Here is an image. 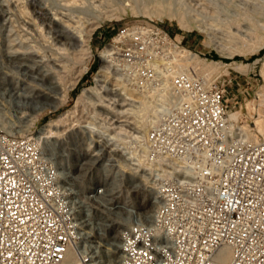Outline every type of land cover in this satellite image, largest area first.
<instances>
[{
	"label": "built area",
	"instance_id": "obj_1",
	"mask_svg": "<svg viewBox=\"0 0 264 264\" xmlns=\"http://www.w3.org/2000/svg\"><path fill=\"white\" fill-rule=\"evenodd\" d=\"M173 45L184 46L162 26L144 23L125 25L103 47L111 49L107 64L115 77L142 91L168 84L175 99L148 129L136 127L133 101L123 91L79 121L123 139H103L102 147L92 137L80 141L78 172L84 184L95 180L85 203L45 154L43 127L17 123L10 88H0V264H62L71 251L79 264H106L113 254L117 264H264V136L231 119L232 80L210 83L176 71ZM99 66L96 75L101 57ZM94 97L73 117H83ZM113 179L120 181L116 188ZM108 197L121 203L112 213L100 204ZM151 204V214L138 210ZM100 213L117 227L115 253L101 243L94 223ZM118 213L132 221L121 222Z\"/></svg>",
	"mask_w": 264,
	"mask_h": 264
},
{
	"label": "bare ground",
	"instance_id": "obj_2",
	"mask_svg": "<svg viewBox=\"0 0 264 264\" xmlns=\"http://www.w3.org/2000/svg\"><path fill=\"white\" fill-rule=\"evenodd\" d=\"M31 1H33V4L38 7L36 12L37 14L39 13L40 17L47 26V35L45 33L44 34L46 36L44 34L43 35L46 38L45 42H47V46L49 47V49H47L49 51H46L47 54H43L45 61L41 62L44 63L45 69L46 67L49 69L42 71L40 75V82L42 81V84L47 83L52 90L60 89L63 91L61 104L67 101L70 91L75 89L77 86V80L82 76V74L88 71V66L84 65L85 67L80 71V76L77 77V80L72 84V88L69 91H66V89L63 88V74L67 71H71L75 65L77 66L78 63L83 62L85 58H88L93 54L92 37L94 30L97 28V25L100 24L101 19L108 17L112 18V16L115 17L116 15V13H111L113 11L105 10V6L110 4V1H112V3H122L124 8H122V10L126 11L127 9H131V12L133 11L136 14L144 13L151 17H158L161 19L164 17L176 18L184 29L189 31L196 28L199 32L204 33L208 38L207 47H214L221 54L228 55L230 58H234L236 55H254L264 50V0H260L262 5L260 7L261 19L259 21L256 19V14L259 13H257L255 9V2L251 0H233L232 4L235 8L232 10L229 8V13L225 19H223L224 16L221 19L220 15L222 13L219 10L220 7L218 0H60L64 3H60L61 6L59 8H61V10H58L59 12L52 11V8L48 7V5L50 6V3L47 4V0ZM177 4L182 7H177ZM187 5L189 6L188 11L183 7ZM109 6H107V8ZM223 9H225V7ZM28 11L26 10L27 13ZM190 11H195L197 12L195 15L198 14L200 16L196 15L198 17L196 18L194 15L195 18H193L190 15ZM92 18H94V20ZM20 48L18 47V49H15L11 47V67L16 68L18 71H24L26 74H33V71H31L32 69L30 70L28 65L25 63L31 53L28 52L29 49L26 51L28 47L24 49L25 51L21 50L23 47L21 49ZM41 48L38 47V49ZM110 51L111 49L109 48L101 52V56L106 63L99 70L95 78L96 86L83 90L82 95L78 98L76 108L79 107L83 101L88 100L90 96L93 95L89 93L98 92V87L101 89L102 87L107 86L104 83L107 82V79L110 77V79L113 78L115 81L121 82V84L119 83V85H121V90L128 98H130L131 101H133L132 105L135 108L134 123L136 127L139 129H148L164 117L166 112L165 107L168 104H171L175 97L171 92H169L168 84L166 85L164 91H142L133 85L127 84L120 78L115 77L113 75L111 65L107 64V59L110 58ZM171 52L174 55L173 66L176 71L187 72L194 77H203L210 83L215 82L222 75L230 74L229 72L231 69L242 73H248L256 68L260 62V60L253 63L238 61H233L231 63L214 60L209 61L202 58L196 52L191 51L189 48L178 45H173V47H171ZM31 57H33V55ZM81 64L85 63L83 62ZM29 66L32 67L31 64ZM1 68L2 67L0 65V70ZM0 79H2V77H0ZM37 85L39 84H36V86ZM41 86L40 89L45 88V86ZM11 90L13 92V96L17 99L16 106L18 108V112L20 113V116L16 115V118L18 119L16 122L23 128L28 129L34 125L35 122L27 124L31 120L29 118L33 113L44 110L46 105H44V102L41 100L39 102L38 98L40 97L37 94L36 95L38 97L36 100L34 99L36 96L33 98L30 93V96L26 93H21L19 88L15 86L12 78ZM259 94L260 99L257 104L259 107L257 113L258 118H256L254 123L256 124L258 134L264 136V87H262ZM102 99L103 97L101 100ZM252 103L253 102H251V104ZM59 106L60 105L58 104H52L51 107L57 109ZM99 108L101 109V106ZM86 110L87 109H85V111ZM3 111L5 115L8 114L6 108H4ZM74 113L75 110H70L58 120H52L46 124L41 131V139L45 154L59 164L61 175L69 177V185L74 186L75 189L78 190L84 198L82 199V203H85V200L87 199V189L93 185L92 183H94L95 180H92L88 184L86 183V186V184H84L85 175L78 172L79 164L75 156L77 154L76 151L79 149L80 141L84 143L86 137L89 139L92 137L96 142H99L102 147L103 139L107 141L114 139L119 143L122 142L123 139L118 134L111 136L110 134H107L106 131L96 132L95 128L98 129V125H96L93 121L85 122V124L80 123L79 128L75 127V125L79 124H74L72 120ZM235 113L236 112L234 111L230 112L231 119L239 120L240 116ZM61 128H64V130H61ZM245 129L250 131L249 127H245ZM67 132L68 134L64 136ZM22 133L24 132L22 131ZM248 133L257 139L255 132ZM90 144H92V141H90ZM85 145H87V143ZM95 145L96 147L98 146L97 144ZM119 184L120 181H118V179H113L111 181L113 188H116ZM112 200L113 199L108 197L100 202L101 206L105 207L109 213H112L121 206L120 202L112 203ZM154 207V204H151L150 206L137 209L142 210L144 213L151 214ZM116 218L123 223H130L132 221V217L130 215H121L120 213L116 215ZM94 223L99 228V232L102 237L105 238V246L108 252L115 253L118 249L119 243L117 239V227L113 224L109 215L100 213ZM103 254L104 257L107 256L105 253ZM229 260V255L224 256L225 262H228ZM62 264H79L77 253L75 251H71ZM106 264H117V256L114 254L113 256H109L108 260H106Z\"/></svg>",
	"mask_w": 264,
	"mask_h": 264
},
{
	"label": "rangeland",
	"instance_id": "obj_3",
	"mask_svg": "<svg viewBox=\"0 0 264 264\" xmlns=\"http://www.w3.org/2000/svg\"><path fill=\"white\" fill-rule=\"evenodd\" d=\"M56 1L55 0H51V1L47 0L46 2H47V4L50 3V6L48 5V7H51L52 11L59 12L58 10H61V8H59V7L64 2L62 3L60 0H56ZM232 1L233 0H218L219 7H220L219 10L222 13V14L220 13L221 19L223 16H224L223 19H225L227 17V15L229 13V8H230V10L235 8L234 5L232 4ZM251 1L255 2V7H256L255 9H256L257 13H259V14H256V19H257V21H259L261 19V16H260L261 8L260 7H261L262 3H260V0H251ZM126 2H128V1H126ZM17 3H19V4H17ZM258 3L260 4V6ZM32 4H33V1H31V0H24V1L23 0H9V1L0 0V65L2 67L0 70V77H2V79H0V88L4 87V89H6V90L10 88L11 101L13 104L12 109H13L14 117H15L16 121H18V119L16 118V115L20 116V113L18 112V108L16 106L17 105V103H16L17 99L15 98V96H13V92L11 90V78L13 79L15 86H17V88H19V91L21 93H26L29 96L31 94V96L33 98L36 96L34 98L36 100L38 97L37 95H39V97H40V98H38L39 102H40V100L42 102H44L43 104L46 105V107L44 110H42V111L40 110L37 113L32 114L33 116L31 118L33 120V117H34L33 122L35 121V124L38 126V128L44 127L46 124H48L52 120H58L61 116L65 115L66 112H68L70 110H76L75 106L77 105L78 98L82 95L83 90L91 88L93 86H96V83L94 81V77L97 76L96 73L100 67L99 66L100 65V57L102 59L101 68L106 63V62H104V60L101 56V52L105 49H109L110 47L108 46L105 49H103V47L125 25L149 23V24H153V25L162 26L164 29L168 30L172 34V36L174 37V39L177 42H182L184 46L190 47L191 49L190 48L189 49L191 51L196 52L202 58H205L209 61H212V60L224 61L226 63L238 61V62H245V63H253L257 60H260L262 57H264V50H262L260 53H257L254 55H248V56L236 55L234 58H230V57H228V55L221 54L214 47H207L208 38L204 33L199 32L196 28H193L189 31L184 29L180 25V23L177 21L176 18L164 17L163 19H161L158 17H151V16L144 14V13L136 14L133 11H132L133 12L132 13L131 9H127L126 11L122 10V8H123L122 3L121 4L120 3H112V1H110V4H107L105 6V10L113 11L111 13H116L117 16L115 15V17L112 16V18L108 17V18L101 19L100 24L97 25V28L94 30L93 37H92V41H93V38L97 37L99 32H102L104 34L105 43L102 46H100V48L98 50H96L95 47L93 48V50H94L93 54L90 57L85 58V60H83V62L85 64H81L83 62L78 63L77 66L75 65L71 71H67L68 73L65 72L63 74L64 75L63 88L66 89V91H69L72 88V84L75 83V81L77 80V77L80 76V74H81L80 71L85 67L84 65L88 66V71L86 73H83L82 76L77 80V86L75 87L74 90L70 91V94L68 95L69 98L67 99V101L63 102V104H61L63 91L60 89L59 90L56 89L57 91L55 89L52 90L47 83L42 84L43 82L42 81H41L42 83L40 82V75H41L42 71L49 69L48 67H46V69H45L44 63L41 62V61H45V59L43 58V56H44L43 54H47V52L49 51L48 50L49 47L47 46V42H45L46 41L45 36L47 35V26L45 25L44 21L40 17L39 13L37 14V12H36V10H38V7H36L34 4L33 5ZM24 6H25V8H24ZM107 6H109L110 8L109 7L107 8ZM176 6L182 7L178 4ZM116 7H117V9H116ZM183 7L185 10L188 11V9H189L188 5L183 6ZM224 7H225V9H223ZM26 10L27 11L29 10L28 13L26 12ZM198 10H199V8H198ZM195 13H197V12L190 11V15L193 18H195V17L198 18L196 16L198 14L195 15ZM194 15H195V17H194ZM198 16H200V15H198ZM89 18H90V16H89ZM92 19L94 20V18H92ZM35 22H37V23H35ZM41 22L43 23V25ZM20 46H21V48L23 47V49H21ZM11 47H13L15 49H18V47H19L22 51L28 47L26 49V51H28V49H29L28 52H30L31 54H30V56L28 55L29 58H27L28 60L26 59L27 61H25V63L28 65L30 70L32 69L31 71H33V74L32 73L26 74V72H24V71H18V70H16V68L11 67ZM38 47H40V48L42 47V48L38 49ZM37 49H38V51H37ZM32 55H33V57H31ZM247 57H249V58H247ZM30 64L32 65V67L29 66ZM261 64H262V61L260 64L257 65L256 68H254L252 71H249L248 73H242V72L235 71V70L231 69L229 72L230 74L222 75V76H220L221 78L219 77L220 83H222L223 80H227V83L229 80H232V83H230L227 87V101L230 103V109H232V107L235 106V108L232 109V111L236 112L235 114L240 116L239 120L243 121L245 125L250 124L251 127L256 126V124L254 122H255L256 118H258L257 113H258L259 107L257 106V104L259 103V100L256 99L255 93L257 91L260 92V90L262 89V88H260V86L262 84H261V80H260L259 75H258L260 73ZM11 73H12V76H11ZM37 73H39V74H37ZM68 80H70V81H68ZM119 83L121 84V82H117L113 78L110 79V77H109V79H107V82L104 83L105 85H107V86H104L105 88L102 87L103 89L102 88L100 89V87H98L100 89V90L98 89V92L96 91L93 93H89V94H93V96H95V97L91 99V105L89 104L88 106L84 107L83 113H82L83 117L80 118L79 117L80 112H77L75 115L76 118H75V116L73 117V119L71 118L73 120L74 124H79V121H87L89 119V117H87V116H89V112H91V113L94 111L100 112L102 110V108L101 109L99 108L101 105L103 106L106 103L109 104V102L104 101V99H109L112 95L122 93L121 85H119ZM36 84H39V85L36 86ZM40 86L41 87L45 86L46 89L45 88L40 89ZM45 94H46V96H45ZM49 94H50V96H49ZM8 97H9V95H7V98ZM99 97H100V99H99ZM102 97H103V99L101 100ZM99 100H101V101H99ZM97 101H99V102H97ZM102 102H103V104H102ZM251 102H253V103L251 104ZM52 104H58L60 106H59V108L54 109L53 107H51ZM250 104H251V107H250ZM16 109H17V111H16ZM85 109H87V110L85 111ZM117 110L122 111L121 108H117ZM26 111H28V110H26ZM77 114H78V116H77ZM35 117H36V119H35ZM124 119L134 121V117H132V118H126L125 117ZM75 127L78 128L79 125H75ZM61 130H64V128H61ZM67 134H68V132L64 136H66ZM137 194L140 198V196H141L140 192ZM141 198H142V196H141ZM101 243L103 245H105L104 242H101Z\"/></svg>",
	"mask_w": 264,
	"mask_h": 264
},
{
	"label": "crops",
	"instance_id": "obj_4",
	"mask_svg": "<svg viewBox=\"0 0 264 264\" xmlns=\"http://www.w3.org/2000/svg\"><path fill=\"white\" fill-rule=\"evenodd\" d=\"M104 43H105L104 34L102 32H99L97 37L93 38L92 47L93 48L95 47V49L98 50L100 48V46H102Z\"/></svg>",
	"mask_w": 264,
	"mask_h": 264
}]
</instances>
